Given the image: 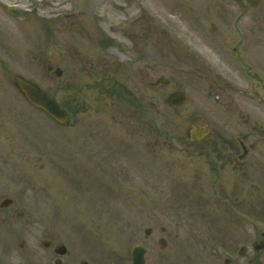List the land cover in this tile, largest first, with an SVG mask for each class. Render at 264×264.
Masks as SVG:
<instances>
[{"label":"rangeland","instance_id":"obj_1","mask_svg":"<svg viewBox=\"0 0 264 264\" xmlns=\"http://www.w3.org/2000/svg\"><path fill=\"white\" fill-rule=\"evenodd\" d=\"M9 3L30 12L18 19ZM16 75L69 125L16 92ZM0 100V190L26 212L11 222L18 248L50 230L111 264H131L137 245L147 264H224L264 232V0H0ZM199 117L211 134L196 144Z\"/></svg>","mask_w":264,"mask_h":264},{"label":"flooded vegetation","instance_id":"obj_2","mask_svg":"<svg viewBox=\"0 0 264 264\" xmlns=\"http://www.w3.org/2000/svg\"><path fill=\"white\" fill-rule=\"evenodd\" d=\"M3 69V67H2ZM6 71V77L7 82L14 87L13 84H11V76L14 73V71ZM15 87L17 89L16 92L19 91V88L15 84ZM27 102L28 100L24 98ZM2 102V100H0ZM29 103V102H28ZM30 104V103H29ZM33 106V105H32ZM141 108V106H140ZM2 109V108H0ZM98 126L96 127V138L99 141H101L102 145H99L96 143L97 148H99L100 153L106 152L110 154V138H109V131L110 129L108 126H104L101 121H98L96 123ZM67 125V124H66ZM100 132V133H99ZM205 140V139H203ZM241 150L243 151L242 146H239ZM250 150V149H249ZM247 157V154L240 159L243 160ZM103 160H95L93 163H96V165H99L100 162ZM101 165V166H105ZM217 165V164H215ZM104 167V169H100L98 172L101 176H104L106 178L107 171L109 176L113 175L114 171H110V168L108 164ZM1 188V187H0ZM12 194L7 193L6 189L3 187V192L0 190V223L3 225L1 227V231H6L9 233V237H6L2 240V244H4V249H0V264H111L108 262L107 259L100 257H97L98 251L96 249L84 246L80 244H73L72 241H65L62 238H60L55 233L51 232L50 230L45 231L41 237L39 249L38 248H31L28 246V243L26 242V239H23V241L20 242L21 247L18 248V244L14 243L15 240L19 237L18 232L15 230L13 225L11 224L12 221H15V224H22V220L25 219V211L20 209H13L9 210L7 206H2V202L4 201H11L13 202L14 199L12 198ZM208 201V200H207ZM214 221V218H209ZM15 227L18 229V227L15 225ZM5 229V230H4ZM163 230V228H161ZM166 232V231H165ZM15 235L18 237L15 239ZM264 235V234H263ZM259 235L257 230H255V235L251 239V249H247L244 256L240 257L236 256L233 259L232 258H225L224 263L225 264H243L242 258L247 259L246 264H258V255L262 252L257 250V239ZM15 239V240H14ZM17 256H15V255ZM21 255V256H19ZM44 255V257H43ZM120 261V259H119ZM124 261V260H123ZM116 264H125L122 263H116ZM131 264H132V258H131ZM147 264V263H146Z\"/></svg>","mask_w":264,"mask_h":264},{"label":"water","instance_id":"obj_3","mask_svg":"<svg viewBox=\"0 0 264 264\" xmlns=\"http://www.w3.org/2000/svg\"><path fill=\"white\" fill-rule=\"evenodd\" d=\"M11 12L20 18H24L27 14L26 12L19 10H11ZM56 72L57 74H60L61 71L60 69H57ZM16 81L21 91L32 104L42 108L58 122H64L67 119L68 113L66 110L63 109L55 99L50 97L47 92L34 85L23 76H18ZM183 98L184 94L182 92H176L172 95L171 102L173 104H178L183 100ZM197 124L199 126L198 131L193 130L191 134L192 139L195 141L200 140L209 132V127L203 120H198ZM161 243L165 245V240L162 239ZM134 264H144V249L141 247H137L134 250Z\"/></svg>","mask_w":264,"mask_h":264}]
</instances>
